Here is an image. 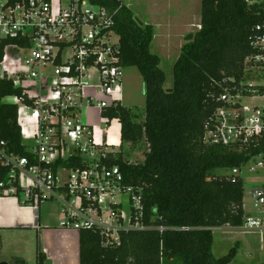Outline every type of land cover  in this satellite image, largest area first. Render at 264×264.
I'll return each instance as SVG.
<instances>
[{"label": "built area", "instance_id": "1", "mask_svg": "<svg viewBox=\"0 0 264 264\" xmlns=\"http://www.w3.org/2000/svg\"><path fill=\"white\" fill-rule=\"evenodd\" d=\"M114 1L108 6L91 0H0V81L21 91L2 101L18 107L22 138L33 141L31 148L22 144L35 159L10 153L0 140V166L9 169L0 189L23 204L59 202L65 227L98 230L105 246L120 245L124 232L150 228L144 221L143 188L125 183L120 168L106 162L107 154L115 153L107 139L110 126L119 121L106 110L125 100L115 26L127 5ZM246 2L264 17V0ZM250 43L242 78L229 79L218 97L208 144L242 148L260 145L264 138V106L246 103L264 98V18ZM94 115L99 122L90 120ZM75 157L81 165L63 164ZM246 164L252 172L264 167V151ZM241 170L230 173L242 175ZM249 194L255 212L246 214L240 227L263 235L264 184L253 185Z\"/></svg>", "mask_w": 264, "mask_h": 264}, {"label": "trees", "instance_id": "2", "mask_svg": "<svg viewBox=\"0 0 264 264\" xmlns=\"http://www.w3.org/2000/svg\"><path fill=\"white\" fill-rule=\"evenodd\" d=\"M91 2L116 5L114 0ZM201 4V27L182 46L171 87L165 86L161 57L152 51L155 26L139 24L127 6L117 15L122 64L136 67L144 81L145 117L137 121L134 111L120 104L107 109L106 115L119 119L122 145L144 141L147 150L142 162H129L124 150L107 154L106 162L120 168L125 183L143 188L144 221L150 228L122 233L117 246H105L100 231L82 228L80 264H230L237 255L236 245L227 255H214V231L243 225L245 181L242 175L216 171L242 168L264 151V138L260 145L237 148L208 144L205 136L228 80L243 76L254 27L264 17L246 0H202ZM11 94L21 91L0 81V140L6 141L10 153L34 161L22 144L18 107L2 101ZM63 164L81 165L82 159ZM8 170L0 166L1 180H6ZM12 262L26 264L20 257ZM45 262L39 246L37 264Z\"/></svg>", "mask_w": 264, "mask_h": 264}, {"label": "rangeland", "instance_id": "3", "mask_svg": "<svg viewBox=\"0 0 264 264\" xmlns=\"http://www.w3.org/2000/svg\"><path fill=\"white\" fill-rule=\"evenodd\" d=\"M129 8L132 9L135 18L141 22L152 23L155 26L156 37L152 44V51L161 57V67L166 73V87H171L174 80V64L181 53L182 46L186 43L185 37L189 33H196L201 27L202 0H194L191 10L186 0H126ZM200 5V12H198ZM157 26V27H156ZM169 41L171 43H169ZM125 84L128 86L127 99L123 105L131 108L136 115L137 121L144 120L146 94L144 81L136 67H125ZM248 104L264 106V98L246 101ZM92 118H95L93 116ZM100 121L99 118L96 119ZM115 123V122H114ZM95 132L100 134L99 128ZM24 142L31 148L33 141L24 137ZM110 138L108 137V141ZM115 151L124 150L125 159L132 163L142 162L147 150V144L141 141L137 144H125L121 148H114ZM251 164L242 167V175L245 181V203L248 212H254L253 200L249 194L253 185L264 183V167L256 172L250 171ZM217 174L230 173L228 169H218ZM47 202L48 209L62 212L61 205L53 201ZM264 235V234H263ZM263 238V240H262ZM237 246V255L230 264H259L264 262V236L260 231H247L243 227L238 229H218L214 231L213 253L216 257L227 255L230 250ZM39 247L38 238L26 246V250L18 251L13 243L4 244L0 248V262L7 261L13 264L14 255L21 256L26 264H37L36 255Z\"/></svg>", "mask_w": 264, "mask_h": 264}, {"label": "crops", "instance_id": "4", "mask_svg": "<svg viewBox=\"0 0 264 264\" xmlns=\"http://www.w3.org/2000/svg\"><path fill=\"white\" fill-rule=\"evenodd\" d=\"M124 1L129 8L127 1ZM186 1H188L186 5L193 10L192 6L194 0ZM197 7H199L198 12H200V5ZM196 20H201V16L198 15ZM169 43L171 42L169 41ZM124 87L126 100L128 86L125 84V79ZM94 116L95 118H90V120L96 123L98 116ZM108 137L110 138L109 144L113 145L110 149L113 148L114 150V148L123 147L121 140V124L119 121H115V123L111 124ZM119 145H121V147H119ZM46 204L47 202H42L38 205L23 204L17 196L11 194L5 195L0 189V248H3L4 244L11 243L12 245L13 243V246H15L18 251H25L26 246L29 247V244L33 243L34 240L38 238L39 246L46 256L45 264H80L79 230L65 227L63 225L62 212L59 209L55 211L48 209L49 207L46 206ZM245 212L246 214L253 213L247 211L246 203ZM223 228L238 229L241 227L225 225L215 229V231ZM263 236L264 235H262V237ZM14 256L22 258L18 255Z\"/></svg>", "mask_w": 264, "mask_h": 264}, {"label": "water", "instance_id": "5", "mask_svg": "<svg viewBox=\"0 0 264 264\" xmlns=\"http://www.w3.org/2000/svg\"><path fill=\"white\" fill-rule=\"evenodd\" d=\"M136 20L139 22V24H143V22H141V20H139L138 18H136ZM193 38H194V33H189L185 37V41L190 42ZM0 264H9V263L4 261V262H1Z\"/></svg>", "mask_w": 264, "mask_h": 264}]
</instances>
